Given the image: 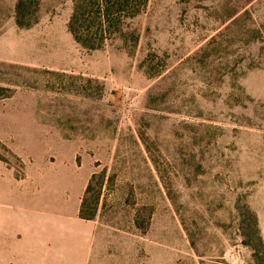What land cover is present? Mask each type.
Masks as SVG:
<instances>
[{"label":"rangeland","instance_id":"374dc122","mask_svg":"<svg viewBox=\"0 0 264 264\" xmlns=\"http://www.w3.org/2000/svg\"><path fill=\"white\" fill-rule=\"evenodd\" d=\"M16 1L0 0V218L32 229L7 255L264 264V0H149L134 44L99 49L67 31L71 0H40L26 27Z\"/></svg>","mask_w":264,"mask_h":264},{"label":"trees","instance_id":"16d2710c","mask_svg":"<svg viewBox=\"0 0 264 264\" xmlns=\"http://www.w3.org/2000/svg\"><path fill=\"white\" fill-rule=\"evenodd\" d=\"M149 0H71L66 27L74 41L89 49H99L114 40L137 41L130 20L143 12ZM40 0H17L15 22L29 26L37 21ZM1 144V142H0ZM0 160H3L0 158ZM94 181L97 182L94 189ZM103 176L93 172L78 207V216L92 219L96 213ZM250 246V243H247Z\"/></svg>","mask_w":264,"mask_h":264},{"label":"crops","instance_id":"0c3cea01","mask_svg":"<svg viewBox=\"0 0 264 264\" xmlns=\"http://www.w3.org/2000/svg\"><path fill=\"white\" fill-rule=\"evenodd\" d=\"M2 168L5 169L6 171H8L9 173H11L12 179L18 183L25 184L26 182H29V181L35 179V178H27L22 174L17 175L14 171L9 169L10 167H7V166L6 167L2 166ZM51 178H52L51 181L54 182L57 179V175H55V177H51ZM78 207H79V204H78ZM53 215L55 216V212H53ZM77 215H78V209H77ZM81 219H83V218H81ZM57 221H59V220H57ZM62 221L63 222L66 221L63 216L61 219V228H68V226L65 227V225H64V223H62ZM46 228H48V224L45 226V230H46ZM31 229H32V223L28 226H24L23 220L21 222L14 223L13 226H11V227H6L5 223H3L1 221V218H0V264H12V263L27 264L26 257L22 258L21 255H19V253H20L19 249L16 250L17 246L13 247L12 249L10 248L11 249L10 251L16 250L13 252V255H7L9 253V249L6 248V246L3 244L11 243L13 238H15L18 241L25 242V238L22 235L27 234V231L30 232ZM73 239H74V236L72 237V241H71V243H72V254H71V256L76 255L75 254L76 251L82 252L83 248H81V247H84V245L75 244ZM71 258H72V264H73L74 258H73V256ZM18 260L22 263L15 262Z\"/></svg>","mask_w":264,"mask_h":264}]
</instances>
